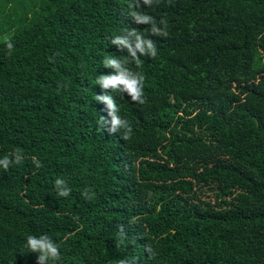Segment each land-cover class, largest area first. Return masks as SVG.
Returning a JSON list of instances; mask_svg holds the SVG:
<instances>
[{
    "label": "trees",
    "instance_id": "1",
    "mask_svg": "<svg viewBox=\"0 0 264 264\" xmlns=\"http://www.w3.org/2000/svg\"><path fill=\"white\" fill-rule=\"evenodd\" d=\"M136 2L0 0V159L24 157L0 167V264H37L29 235L57 244L49 264H264V0ZM131 29L157 50L139 66L111 43ZM107 56L144 75V104L96 83Z\"/></svg>",
    "mask_w": 264,
    "mask_h": 264
},
{
    "label": "clouds",
    "instance_id": "2",
    "mask_svg": "<svg viewBox=\"0 0 264 264\" xmlns=\"http://www.w3.org/2000/svg\"><path fill=\"white\" fill-rule=\"evenodd\" d=\"M152 0H142L143 5H151ZM141 7V0H137L135 8L139 9ZM135 22L138 24H150L151 27L148 31L154 35L158 36H168L166 31L167 21L162 19L160 22L165 26V30H158L155 26V20L152 16L137 10H133L129 13ZM129 35L135 37V42L129 41L128 39L117 35L114 39L111 40V43L117 44L126 48L129 53V58H124L123 64L129 65L135 63L137 66L140 65L141 60L137 57V52L142 55H149L151 58H154L157 55V50L154 46V42L149 39H145L144 35L137 31L136 29L129 30ZM5 45L9 50V53L14 48L11 39L7 36L4 38ZM104 67H111L116 69V74L111 75H99L97 76L96 83L101 85L102 88L108 89L111 87L113 92H119L122 95L127 93L131 97L132 102L139 104H144V94L143 86L145 77L140 72H134L128 66H122L121 61L107 56L103 60ZM96 102L103 101L107 106L108 116L111 117L110 120H106L104 117L101 120L102 126L107 128L109 133H115L117 128H124L123 139L127 140L130 138L132 129L129 125V122L125 119H122L118 113L120 111L114 97L109 94L96 95ZM22 154L17 151L14 153H9L0 159V167L5 171L12 165L20 164L23 160ZM36 166L39 167L40 164L35 157L32 158ZM66 182L63 179L57 178L54 182L56 192L59 196L67 197L70 194L71 189L65 187ZM89 189H85L83 196L85 199H91L89 195ZM121 242L124 239V230L121 227L120 233L118 234ZM25 247L30 250V252L37 253V264H49L50 261H57L60 257V252L57 244L47 235H40L36 237L34 235H29L26 238ZM118 264H136L135 259L129 261L126 259H120Z\"/></svg>",
    "mask_w": 264,
    "mask_h": 264
},
{
    "label": "rangeland",
    "instance_id": "3",
    "mask_svg": "<svg viewBox=\"0 0 264 264\" xmlns=\"http://www.w3.org/2000/svg\"><path fill=\"white\" fill-rule=\"evenodd\" d=\"M204 191H205L204 193H205L206 196H204L203 199H206V198L209 199V198H211L212 194L210 192H208V190H204Z\"/></svg>",
    "mask_w": 264,
    "mask_h": 264
}]
</instances>
